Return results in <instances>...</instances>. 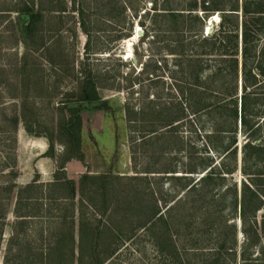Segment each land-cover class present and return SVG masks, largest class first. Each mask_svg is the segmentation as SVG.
Here are the masks:
<instances>
[{"label":"rangeland","instance_id":"374dc122","mask_svg":"<svg viewBox=\"0 0 264 264\" xmlns=\"http://www.w3.org/2000/svg\"><path fill=\"white\" fill-rule=\"evenodd\" d=\"M31 1L0 0V170L11 167L18 157L15 168L17 178L14 181L21 186L25 179L35 176L37 165L48 160L49 165L45 168L49 174L42 181L49 182L57 174L74 182L75 199H71L70 192L66 191L68 188H61L62 192L56 190L66 201L62 207H56L51 201L46 215L63 219L74 215L77 227L82 218L90 219V222L100 220L102 223L97 231V246L101 256L110 245L119 250L106 264H185L194 260L193 255L196 256L195 260L206 259L207 252L204 249L214 245L215 237L208 227L210 221L200 224L199 205L193 207L189 204L192 199L196 202L197 194L188 197V189L185 190L184 186L189 184L191 187L208 171L189 174L192 167L202 160L210 161L211 167H219L224 155L219 154L220 149L204 148L203 133L199 138L198 132L204 119L190 113H186V118L175 124L172 134L163 129L142 140L147 134L146 130L158 127L161 120L165 119L166 115L160 113L164 105L173 104L171 117L175 118L180 103L184 101L175 90L174 78L179 81L180 75L175 73L174 57L166 52L171 49L170 45L173 48L172 43L178 37L166 32L172 26L162 17L144 19V13H153V0H33L34 10L42 13L43 20L37 26V34L32 39L34 42L29 40V43L43 42L46 47L38 52H28L27 62L29 66L34 63L35 67L27 68L31 75L29 80H24L18 74L20 59L25 55L17 31L18 16L16 12L2 13L1 10H18ZM157 1L160 9L163 0ZM189 1L169 0L168 3L170 7L181 10L186 9ZM182 13L187 14L185 11ZM217 15L218 20L212 21L210 18L206 25L212 21L209 26L217 29L221 16L217 13L213 18ZM181 38L186 40L188 36L179 33ZM87 72H91L94 77L102 103L97 106L100 107L97 110H83L80 134L82 158L72 157L65 163L66 171L60 172L59 164L64 160V155L70 154L71 149L57 141L56 130L62 120L57 107L62 94L77 88ZM25 81H29L25 83L29 90L24 92L23 89L22 92L20 82L23 85ZM240 95L239 88V98ZM17 96H27L26 105L31 112H27L29 121L24 124L20 120L14 131L12 122L17 107H20ZM127 109L137 113L142 111L137 116L138 122H128ZM25 126L39 136L29 135ZM237 127L238 153L241 156L240 148L245 137L240 130V123ZM25 132L29 138L45 139L48 149H15L18 133ZM41 151L44 153L38 158L36 153ZM169 169L176 173L166 174ZM145 171L151 173L147 175L143 173ZM53 173L55 175L52 176ZM85 176L101 177V182H97L95 187L91 185L92 182L80 184ZM113 176L131 177V182L124 180L127 183L124 190L126 192L128 189L127 196L136 200L139 207L141 205L142 215L145 213L146 218L151 214L154 203H157L158 211L166 215V209L179 200L181 204L178 209L171 213V218L176 220V226L171 229L175 230V235H166L167 228L158 224L157 227L148 225L141 229L143 221L136 206L122 205L119 200L126 197L123 194L114 197L115 190L124 182L121 180L114 186L107 178ZM171 176L187 178L177 181L172 180L174 178ZM104 177L107 179L102 181ZM240 178L239 173L235 174L234 180L239 182ZM12 179V176L0 175V183H8ZM106 182L109 184L103 190V183ZM53 191L51 189L49 193L51 199L56 194ZM201 203L210 204L211 207L214 205L210 197ZM211 207L209 211L213 210ZM50 222L33 220L26 233L19 235L18 243L24 246L33 242L40 247L43 244L42 231L45 237L58 228ZM236 222L240 227V221ZM6 236L5 242H11V229H6ZM86 237L87 234L84 236L82 252L88 249ZM170 237L175 245V257L171 256V251L162 249V241L166 243V238ZM244 241L245 238L239 233L238 252ZM51 243L47 242L46 246H52ZM197 247L203 249L197 251ZM55 262L51 264H57Z\"/></svg>","mask_w":264,"mask_h":264},{"label":"trees","instance_id":"16d2710c","mask_svg":"<svg viewBox=\"0 0 264 264\" xmlns=\"http://www.w3.org/2000/svg\"><path fill=\"white\" fill-rule=\"evenodd\" d=\"M168 2L169 0H163L159 9L158 1L153 0V13L146 12L143 17L166 19L172 26L166 32L178 35L172 43L173 48L170 45L171 49L166 52L167 55L174 57V66L177 68L175 73L180 75L179 81L173 77L176 82L175 90L177 94L182 95L184 103H180L175 118L171 117L173 104L164 105L160 113L162 116L166 115L165 119L161 120L158 127L146 130L147 134L142 140L163 129L172 134L175 132V124L184 120L186 113H190L201 120L204 119L198 131L199 138L203 133L204 148L220 149L219 154L224 155L219 167H211L210 161L202 160L188 172L194 174L208 170L195 184L191 187L189 184L185 185L184 188L188 189V197L197 194L196 202L192 199L189 200V204L193 207L195 204L199 205L201 225L210 221L208 227L212 230L215 243L211 248L204 249L207 252L206 259L195 260L196 256L193 255L194 260L185 264H264V0H190L186 9L181 10L170 7ZM34 9H36L35 3L32 0L30 4L25 3L18 10H1L2 13L16 12L18 16L17 31L25 48V55L20 59L18 74H21L24 80H29L31 75V72L28 74L30 69L27 68L35 67L34 63H30L29 66L27 62L28 52L30 50L38 52L46 47L43 42L29 43V40L34 42L32 39L37 34V26L43 20L42 13ZM217 13L221 15L217 29L212 26L215 30L212 34L206 35V21ZM179 33L187 34L188 39H179ZM26 82L29 81H25L23 85L20 82L22 92L23 89L24 92L29 90L25 87ZM23 96L22 98L17 96L20 101V111L17 107L12 122L14 131L18 128L20 120L24 124L29 121L27 112H31V109L26 105L27 96L24 98ZM101 101L91 72L86 73L77 88L62 94L57 107L62 120L56 130V138L58 143L65 144L66 148L71 150L70 154L63 156L64 160L59 164L60 172L64 171L65 163L72 157L82 158L81 114L85 109L97 110L100 108L97 106H101ZM141 112L127 109L128 122H138L137 116ZM238 123L245 137L240 148L241 156L238 153ZM25 129L29 135L39 136L33 134V130L26 126ZM15 168L17 161H14L11 167L6 166L4 171L0 170V175H9L13 178L11 182L0 183L1 264H51L53 261H57L55 262L57 264H106L113 255L117 254L119 250L110 245L103 253V257L101 256L97 246V231L102 223L100 220L90 222V219L82 218L78 227V239L75 240L74 215L67 219L46 215L51 201L56 203L57 207H62V203L58 201L66 200L59 198L56 199L57 202L53 201L49 197L50 190L68 188L66 191L70 192L73 200L76 195L74 182L56 174L55 182L49 186L38 184L35 179L31 184L22 187L14 181L17 178ZM143 173L149 175L151 172ZM165 173L174 174L176 171L169 169ZM237 173L241 176L239 182L234 180ZM100 178L85 176L80 184L92 182L91 185L95 187L97 182H101ZM107 178L114 186L121 180L124 182L115 190L114 197L115 195L121 197L123 194L126 197L119 200L122 205L136 206L143 221L141 229H145L148 225L152 228L157 227L158 224L167 228L166 235H175V230L171 229L176 226V220L171 218V213L178 209L181 204L179 200L174 201L166 209L168 212L166 215L160 213L157 203H154L151 214L146 218L145 213L142 215L141 205L139 207L136 200L127 196L128 189L126 192L124 190V185L127 184L124 180L131 182V177L113 176L115 180L112 177ZM107 178L104 177L102 181ZM171 178L179 181V178L187 177L171 176ZM61 180H64V183H60ZM103 184L102 189L106 190L109 182ZM208 197L214 204L212 207L210 204L201 203ZM210 207L213 208L212 211H209ZM10 218L13 220L10 221ZM33 220L52 221L50 223L58 228L45 237L42 233L43 244L40 247L35 246L31 241L22 246L18 243L19 235L22 232L26 233ZM237 220L240 221V227ZM67 225L70 227L64 231L60 230ZM7 228L11 229L12 235L9 243L5 242ZM239 233L243 235L245 241L238 252ZM85 234L88 235L85 238L88 249L82 252ZM166 240V243L164 240L161 243L162 249L171 251V256L175 257L172 238ZM47 242H53L55 245L51 243L52 246L47 247ZM201 249L203 247H197L195 250Z\"/></svg>","mask_w":264,"mask_h":264},{"label":"crops","instance_id":"0c3cea01","mask_svg":"<svg viewBox=\"0 0 264 264\" xmlns=\"http://www.w3.org/2000/svg\"><path fill=\"white\" fill-rule=\"evenodd\" d=\"M218 17V16H217ZM16 149H48V143L46 142V140L45 139H42L41 137H34V138H29V136L26 134V132L25 133H18V135H17V141H16ZM17 152L18 151H16V156H17ZM43 153H44V151H41L39 154H37L36 153V155H37V157L38 158H41L42 157V155H43ZM17 162H18V157H17ZM47 165H49V161L47 160V161H44V163H40L39 165H37V167H36V169H37V173L35 174V176L34 177H29L27 180L25 179V182H24V184L23 185H21L22 187L23 186H26V185H29V184H31L35 179H37V183L38 184H41V185H44V186H49V185H51L52 183H54L55 182V176H53V175H55L54 173L52 174V180L51 181H49V182H44V181H42V178H44V176H47V174H49L48 173V169L47 168H45V167H47ZM69 166V165H68ZM68 170V169H67ZM66 171V166H65V168H64V172ZM67 181H71L70 179H66ZM60 183H64V180H61L60 181ZM75 184V183H74ZM75 186H76V184H75ZM50 190V189H49ZM56 190H60V189H54V191L53 192H55ZM60 192H62L61 190H60ZM50 193V192H49ZM56 193V192H55ZM76 196V195H75ZM59 198H64V196L63 197H61V195L60 194H58V193H56V194H53V201H56L57 202V200L56 199H59ZM66 201V200H65ZM65 201H58V203H62V204H64L65 203ZM56 204V203H55ZM54 204V205H55ZM56 207H57V205H55ZM10 219H12V218H10ZM13 220V219H12ZM38 221H41V220H38ZM44 223H46V221H44ZM69 228L70 226L69 225H67V226H64L62 229H60L61 231H64L66 228ZM76 228L78 229V227L76 226V224H75V226H74V229H73V233H74V235H75V240H77L78 239V237H76V234L78 233V230H76ZM42 233H43V231H42ZM45 233H46V231H45ZM44 234V233H43ZM7 239V236H5V240Z\"/></svg>","mask_w":264,"mask_h":264},{"label":"water","instance_id":"95a60500","mask_svg":"<svg viewBox=\"0 0 264 264\" xmlns=\"http://www.w3.org/2000/svg\"><path fill=\"white\" fill-rule=\"evenodd\" d=\"M213 21H215V19H213ZM213 32V27L212 26H208L205 28V34H211Z\"/></svg>","mask_w":264,"mask_h":264},{"label":"bare ground","instance_id":"6f19581e","mask_svg":"<svg viewBox=\"0 0 264 264\" xmlns=\"http://www.w3.org/2000/svg\"><path fill=\"white\" fill-rule=\"evenodd\" d=\"M213 19H215V20H218V17L217 16H215L214 18H211V20L213 21ZM209 23H211V22H209ZM209 23L206 25V27H208L209 26Z\"/></svg>","mask_w":264,"mask_h":264}]
</instances>
